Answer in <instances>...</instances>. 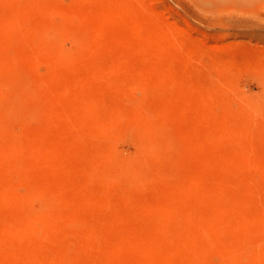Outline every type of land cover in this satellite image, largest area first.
Segmentation results:
<instances>
[{
	"label": "rangeland",
	"instance_id": "1",
	"mask_svg": "<svg viewBox=\"0 0 264 264\" xmlns=\"http://www.w3.org/2000/svg\"><path fill=\"white\" fill-rule=\"evenodd\" d=\"M0 264H264V0H0Z\"/></svg>",
	"mask_w": 264,
	"mask_h": 264
}]
</instances>
